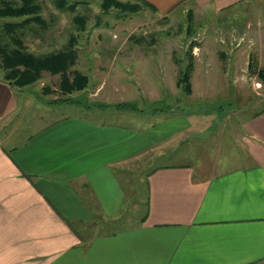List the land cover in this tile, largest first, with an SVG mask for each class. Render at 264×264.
Instances as JSON below:
<instances>
[{
  "label": "crops",
  "instance_id": "obj_1",
  "mask_svg": "<svg viewBox=\"0 0 264 264\" xmlns=\"http://www.w3.org/2000/svg\"><path fill=\"white\" fill-rule=\"evenodd\" d=\"M144 1L159 15L264 3ZM109 83L88 77L75 95L101 102ZM119 83L111 88L129 87ZM149 83L143 88L157 102L158 88ZM133 87L142 89L140 82ZM24 91L0 76V128H10L0 141V264H264V108L241 121L240 164L151 168L188 141L197 116L145 113L160 118L142 128L60 114L29 134H13V122L24 120L18 111L30 102ZM142 167L148 171L138 188L124 182V172ZM139 205L142 214L133 220L129 213Z\"/></svg>",
  "mask_w": 264,
  "mask_h": 264
},
{
  "label": "rangeland",
  "instance_id": "obj_2",
  "mask_svg": "<svg viewBox=\"0 0 264 264\" xmlns=\"http://www.w3.org/2000/svg\"><path fill=\"white\" fill-rule=\"evenodd\" d=\"M5 1L19 3V0ZM118 1L135 3L134 0ZM33 2L40 7L41 22L18 28L16 35L34 56L65 51L70 48V43L73 44L77 59L71 70L87 74L92 82L103 77L110 82L108 89L101 93V102H95L105 104L107 108L103 112L107 111V114L97 116L86 113L82 106L52 104L65 98L58 87L60 76L42 72L36 82L21 88L30 102L18 111L24 115V120L13 122V134H29L60 114H83L124 127L139 123L143 128L160 118L149 120L141 116L152 113L154 101L150 98L153 97L148 95L150 89L143 88L151 82L150 85L158 88L160 99L157 102L163 100L161 106L169 109L166 113H184L199 118L197 130L189 135L188 141L172 155L151 162V168L188 161L196 165L204 160L217 161L224 167L241 163L238 145L241 121L264 108V82L257 75L264 67V3L253 2L221 14L179 7L159 15L140 7L136 13L123 15L113 9L104 13L101 0H63L62 6L58 5V0ZM258 19H262L261 25L256 24ZM78 20L83 26L77 24ZM20 21L0 20L2 44L13 48L2 24ZM192 46V93L184 96L177 78ZM151 53L156 54L155 57H151ZM113 54L116 56L111 57ZM140 69L142 72H138ZM0 76L3 78L1 68ZM121 81H127L129 87L111 88L114 82L122 85ZM139 82L142 89L134 88ZM75 93L68 97L93 104L84 94L76 96ZM117 103L134 104L138 111H119L115 108ZM8 129L0 128V141L9 133ZM147 171L143 167L131 169L124 172L122 178L135 185ZM139 187L142 190V185ZM139 206V211L129 213L133 220L142 214L143 207Z\"/></svg>",
  "mask_w": 264,
  "mask_h": 264
},
{
  "label": "trees",
  "instance_id": "obj_3",
  "mask_svg": "<svg viewBox=\"0 0 264 264\" xmlns=\"http://www.w3.org/2000/svg\"><path fill=\"white\" fill-rule=\"evenodd\" d=\"M135 3H121L118 0H101V10L107 13L111 9L125 15L136 13L140 7L155 9L144 0H134ZM58 5L62 6L63 0H58ZM72 6L69 7L71 9ZM40 7L33 0H19V3H10L0 0V20L21 19L17 23L4 22L2 29L9 37L13 48L0 42V68L3 71V80L11 85L24 88L36 82L42 72L50 75H59V90L65 96L60 100H55L52 104H73L83 106L86 109L105 110L107 106L101 103L88 104L80 100L69 98L73 92L83 91L88 85V78L77 70H71L76 64V53L73 50V44L70 43L65 51L51 53L45 56H34L30 54L23 43L16 35V30L28 23H40ZM190 16V13L188 14ZM191 18H189L190 20ZM77 24L83 26V22L78 20ZM192 48L188 50L185 57V65L179 71L177 85L184 96H190L192 87L190 76L194 67V57ZM178 59V58H177ZM258 79L264 82V67L258 73ZM67 96V97H66ZM85 104V105H84ZM163 100L152 104V113H166L169 109L162 107ZM115 108L119 111H138V108L131 103H117Z\"/></svg>",
  "mask_w": 264,
  "mask_h": 264
}]
</instances>
